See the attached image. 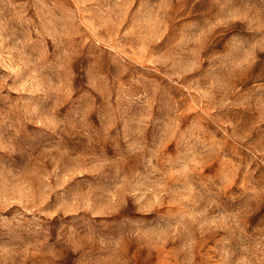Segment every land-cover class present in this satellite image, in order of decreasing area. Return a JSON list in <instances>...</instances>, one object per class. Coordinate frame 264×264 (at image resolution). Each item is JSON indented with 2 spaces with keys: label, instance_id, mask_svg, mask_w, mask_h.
<instances>
[{
  "label": "rangeland",
  "instance_id": "1",
  "mask_svg": "<svg viewBox=\"0 0 264 264\" xmlns=\"http://www.w3.org/2000/svg\"><path fill=\"white\" fill-rule=\"evenodd\" d=\"M0 264H264V0H0Z\"/></svg>",
  "mask_w": 264,
  "mask_h": 264
}]
</instances>
